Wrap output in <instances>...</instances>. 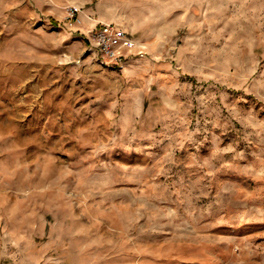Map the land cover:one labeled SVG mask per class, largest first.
<instances>
[{
  "label": "rangeland",
  "instance_id": "374dc122",
  "mask_svg": "<svg viewBox=\"0 0 264 264\" xmlns=\"http://www.w3.org/2000/svg\"><path fill=\"white\" fill-rule=\"evenodd\" d=\"M0 264H264V0H0Z\"/></svg>",
  "mask_w": 264,
  "mask_h": 264
},
{
  "label": "built area",
  "instance_id": "2783aa9c",
  "mask_svg": "<svg viewBox=\"0 0 264 264\" xmlns=\"http://www.w3.org/2000/svg\"><path fill=\"white\" fill-rule=\"evenodd\" d=\"M66 18L80 23L79 8L68 7ZM94 23L92 27L84 31V34L89 44L98 49L102 62L122 67L128 56L144 54L145 49L142 42L127 34L124 29L118 28L112 22L96 21Z\"/></svg>",
  "mask_w": 264,
  "mask_h": 264
},
{
  "label": "trees",
  "instance_id": "16d2710c",
  "mask_svg": "<svg viewBox=\"0 0 264 264\" xmlns=\"http://www.w3.org/2000/svg\"><path fill=\"white\" fill-rule=\"evenodd\" d=\"M113 23V22H112ZM118 28H122V29H124L125 30V32L127 33V34H129L130 36H132L133 38H136L135 36H134V34H132L131 32H129L127 29H125V28H123V27H121L120 25H118V24H115ZM137 39V38H136ZM142 56V55H141ZM140 55H138V56H134L133 58H137V57H141Z\"/></svg>",
  "mask_w": 264,
  "mask_h": 264
}]
</instances>
